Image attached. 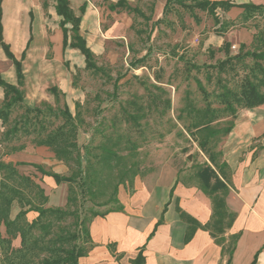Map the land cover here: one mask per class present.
<instances>
[{
	"label": "rangeland",
	"instance_id": "rangeland-1",
	"mask_svg": "<svg viewBox=\"0 0 264 264\" xmlns=\"http://www.w3.org/2000/svg\"><path fill=\"white\" fill-rule=\"evenodd\" d=\"M126 1L142 14L124 9L111 11L108 0H88L86 13L82 14L80 32L95 54L99 71L85 69L84 57L76 49L56 56L51 50L47 57L35 54L23 65L22 105L10 109L6 122L0 119V218L7 217L5 221L0 219V264H37L46 257L63 256V250L74 245L87 250L91 243L79 227V220L86 218V227L93 218L91 211L104 213L116 206L100 205L110 190L90 201L91 197L83 194L76 183L49 185L46 176L31 165L37 163L46 170L70 174L69 164L57 159L51 148L36 144L65 124V106L73 122V128L66 127L75 130L79 147L86 144L92 148L106 134L124 132L137 144L130 159L139 170L134 180L176 173L179 181L199 189L194 170L207 159L193 133L182 126L180 110L187 99L199 105L208 100L220 117L229 118L230 114L222 109L220 94L224 86L237 88L252 59L225 72L214 67L224 58L215 44L225 29L215 27L207 12L194 8V0L172 1L167 13H163L166 0ZM75 13L79 15L78 8ZM253 21L255 18L246 25L251 27ZM256 22L264 29V21ZM239 44L231 45V53ZM245 45V50H252L257 43ZM143 56L142 65L132 66L135 59ZM250 74L253 81L260 77L256 70ZM197 80L206 96L198 89ZM51 87L57 88L56 94ZM261 90L264 92V85ZM153 94L161 95L162 100L168 96L170 107L145 109L140 128L127 122L122 107L134 99L146 106ZM234 107L241 108L236 104ZM123 187L132 190L127 185ZM38 208L65 213L38 216ZM229 242L230 237L226 244Z\"/></svg>",
	"mask_w": 264,
	"mask_h": 264
},
{
	"label": "crops",
	"instance_id": "crops-1",
	"mask_svg": "<svg viewBox=\"0 0 264 264\" xmlns=\"http://www.w3.org/2000/svg\"><path fill=\"white\" fill-rule=\"evenodd\" d=\"M84 1L70 0L74 12ZM229 1L262 4V12H255L252 18L264 21V0ZM54 4V0H48L45 11L41 0L1 2L3 38L21 61L22 89L23 65L28 57L35 54L47 57L49 50L56 56L71 49L62 48L60 17ZM216 14L215 27L222 26L225 30L215 45L219 47L223 40L231 45L253 40V27L246 25L252 18L245 22L242 8L231 7L226 11L218 8ZM0 74L9 83L17 84L14 66L1 47ZM0 97H3L1 88ZM221 150L230 170L225 201L235 214L231 226L222 234L223 243H217L211 229L204 227L211 221L209 198L197 187L179 181L176 173H170L157 178H137L131 191L120 186L117 197L123 210L90 220L91 247L79 257L78 264H133L140 249L143 264H226L228 255L223 246L232 234L238 237L230 264H251L254 259V264H264V103L237 110ZM46 179L49 185L54 183L51 177ZM188 217L196 220L199 227L185 241Z\"/></svg>",
	"mask_w": 264,
	"mask_h": 264
},
{
	"label": "trees",
	"instance_id": "trees-1",
	"mask_svg": "<svg viewBox=\"0 0 264 264\" xmlns=\"http://www.w3.org/2000/svg\"><path fill=\"white\" fill-rule=\"evenodd\" d=\"M87 1L88 0H85L79 6V15L72 9L70 0H54V9L56 14L60 17L59 27L62 32L63 50L66 47L78 50L84 57V68L97 72L100 68L95 63V54L87 45L85 38L80 32L81 18L85 11ZM108 1V9L111 11L124 9L126 12L136 11L142 14L134 7H131L126 0H117L116 2L111 0ZM172 1L178 2V0H166L163 6V13L168 12V5ZM1 2L2 0H0V47L6 57L11 60L17 79V84H12L6 81L0 74V88L3 94L0 119L2 122H6L10 114V109L16 105H22L24 92L21 86H23L24 75L21 61L15 58L10 50L9 44L6 43L3 38ZM41 5L43 10L46 11L48 0H41ZM193 7L207 12L213 17L215 23L218 22L216 14V9L218 8L223 11L231 7L242 8L243 14L241 17L245 22L252 18L255 12L261 13L263 9L262 4H237L229 0H194ZM251 27H253L252 42L257 43L256 48L245 50L246 45L240 43L236 52L231 53V43L227 40H223L218 50L223 52L224 58L214 64V67L220 72H225L228 68L233 69L237 65L240 66L245 59H252L251 67H249L250 69L248 68V72L240 78L237 88L233 89L224 86L220 94V103L224 106L222 109L228 112L230 117H220L217 109L212 107V104L208 100L203 105H199L191 99H187L179 114L182 126L187 131L193 133L198 147L207 159L205 162L195 167L193 176L198 181L199 189L207 194L211 201V221L206 224V226L204 225V227L211 229L210 234L215 238L217 243L224 242L225 237L222 236V234L231 226L235 217V214L228 209L225 201L229 189L230 170L228 164L223 159L221 150V146L228 133L231 131L237 114L234 104L245 108H252L264 103V92L261 90V87L264 85V29H261L256 21H253ZM24 55L23 52L21 58H23ZM144 59V56L135 59L132 62V66H137L138 64L142 65L141 63ZM252 70H256L260 74V77L256 81H253L252 75L250 74ZM196 82L198 89L206 96V92L199 80ZM116 83L117 82L114 84V91L117 89ZM153 87L163 92L162 88L159 86L154 84ZM50 90L54 94L57 93L56 87H51ZM161 97V95L157 94L151 95L146 102V106H143L142 103H138L135 99L128 101L127 107H122L125 120L129 123L132 122L133 126L140 128V121L143 117L142 113L145 109L153 110L158 107L168 109L170 107V98L167 96V98L162 100ZM25 107L27 110L33 109L29 106ZM63 112L67 116L65 124H62L57 130L48 133L44 138L39 139L36 144L37 146H47L51 148L57 159L69 164L70 174L64 175L54 170H46L41 164L37 163H31V165H33L41 175L51 177L57 185L64 182L69 184L76 183L83 194H87L86 196L89 195V198L91 197L90 201L94 200L96 197H103L107 194V191L110 190L109 197L102 201L100 205L104 206L114 203L116 206L113 209H108L104 213L91 211V217L104 216L109 212L122 211L123 206L117 197L118 188L123 185L132 187L134 178L139 174L137 166L133 162H130V159L137 151L136 140L124 132H115L106 134L103 141L98 144V146L91 148L85 144L79 147L75 139V130L66 127L67 124L71 125V128H73L71 114L66 106ZM13 131H16L15 126ZM169 131L170 130L167 129V132ZM162 136V134H158V137ZM137 137L138 135L135 136V138ZM211 179H213L212 182H210ZM210 185L211 188H209ZM37 187L39 186L37 185ZM172 190L173 188L171 189V193ZM36 211L38 216L44 213H65L54 208H38ZM6 218L0 219L5 221ZM188 219L185 241L188 240L194 230L199 227V223L196 220L190 217H188ZM85 222L86 218H81L79 220V227H82L84 235L90 242L89 229L88 225L84 227ZM158 222H160V220ZM229 237V244L225 247L223 246V252H226L228 255L226 264H230L231 262L234 245L238 235L232 234ZM90 247L91 245L89 248ZM89 248L84 250L74 245L69 250H63V256L46 257L37 264H78L79 257L84 256ZM254 262L255 259L251 264H254ZM143 263L144 257L142 255V249H140L133 260V264Z\"/></svg>",
	"mask_w": 264,
	"mask_h": 264
}]
</instances>
